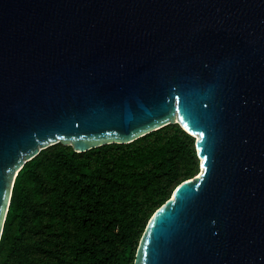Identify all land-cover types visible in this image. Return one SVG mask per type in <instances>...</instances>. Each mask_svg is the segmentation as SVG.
Listing matches in <instances>:
<instances>
[{
	"label": "water",
	"instance_id": "water-1",
	"mask_svg": "<svg viewBox=\"0 0 264 264\" xmlns=\"http://www.w3.org/2000/svg\"><path fill=\"white\" fill-rule=\"evenodd\" d=\"M170 124L195 138L199 174L134 264H264V0H0V238L40 151Z\"/></svg>",
	"mask_w": 264,
	"mask_h": 264
},
{
	"label": "trees",
	"instance_id": "trees-1",
	"mask_svg": "<svg viewBox=\"0 0 264 264\" xmlns=\"http://www.w3.org/2000/svg\"><path fill=\"white\" fill-rule=\"evenodd\" d=\"M199 166L178 124L81 153L50 146L15 177L0 264H134L149 220Z\"/></svg>",
	"mask_w": 264,
	"mask_h": 264
}]
</instances>
